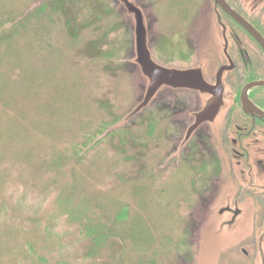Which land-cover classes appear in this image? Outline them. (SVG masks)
<instances>
[{
	"label": "rangeland",
	"instance_id": "374dc122",
	"mask_svg": "<svg viewBox=\"0 0 264 264\" xmlns=\"http://www.w3.org/2000/svg\"><path fill=\"white\" fill-rule=\"evenodd\" d=\"M135 1L163 61L186 62L198 28H216L207 0ZM132 46L117 0H0V264H195L198 230L197 264H217L234 239L219 212L199 221L208 153L178 149L175 106L195 95L159 96L116 128L144 90Z\"/></svg>",
	"mask_w": 264,
	"mask_h": 264
},
{
	"label": "flooded vegetation",
	"instance_id": "af4514ba",
	"mask_svg": "<svg viewBox=\"0 0 264 264\" xmlns=\"http://www.w3.org/2000/svg\"><path fill=\"white\" fill-rule=\"evenodd\" d=\"M224 1L235 16L214 0H207L209 13L206 12V20L216 24V28L212 31L198 28L202 37L200 43H194L192 39L189 60L163 61L158 59L155 51L153 53L155 60L163 66L188 68L201 65L205 81L210 85L217 82L214 95L216 99H222L223 105L212 119L199 126L191 139L200 150L208 153L213 164V177L207 187L209 198L205 201L207 207L199 221L204 222L207 209L212 213L222 211L218 214L222 215L220 227L228 229L226 231L236 229L234 239L220 246L217 264H264V0ZM127 19L131 20L128 16ZM131 58L128 62L133 65ZM166 90L158 97L167 95L166 98L170 97L169 101H172L178 94L176 91L181 90L196 96L194 103H180L189 105L186 112L183 107L175 106L186 114L182 122L179 120L180 126L186 124L182 137L195 119L193 113L203 108L210 95L188 89ZM173 101L179 105L176 99ZM196 180L199 182V178ZM195 187L199 192L200 186ZM221 192L228 204L213 209ZM194 243V256H197L198 234Z\"/></svg>",
	"mask_w": 264,
	"mask_h": 264
},
{
	"label": "water",
	"instance_id": "95a60500",
	"mask_svg": "<svg viewBox=\"0 0 264 264\" xmlns=\"http://www.w3.org/2000/svg\"><path fill=\"white\" fill-rule=\"evenodd\" d=\"M117 1L122 5L126 15L132 21L133 56L130 62L136 67L138 73L144 79V90L138 103L128 114L125 115L116 128L140 113L157 97L158 94L166 89H188L203 94L207 93L210 97L207 99L201 110L193 113L195 119L185 129L183 137L179 143L178 149L180 151L190 140L199 125L206 120L212 119L214 115L218 113L219 108L223 105L222 99L220 98L218 100L214 95V87L218 84L216 82L214 85H210L205 81L202 75L201 65L193 68L179 69L175 67H165L158 64L154 60L149 47L148 25L143 10L137 5L135 0ZM214 2L235 16L224 0H214ZM172 156L170 158H172Z\"/></svg>",
	"mask_w": 264,
	"mask_h": 264
}]
</instances>
